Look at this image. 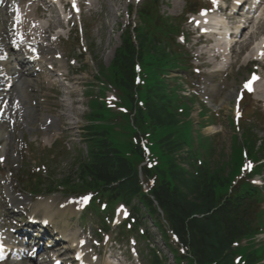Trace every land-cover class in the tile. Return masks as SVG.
<instances>
[{
    "label": "trees",
    "instance_id": "obj_1",
    "mask_svg": "<svg viewBox=\"0 0 264 264\" xmlns=\"http://www.w3.org/2000/svg\"><path fill=\"white\" fill-rule=\"evenodd\" d=\"M181 148L180 141L163 140V150L166 154L172 155ZM170 177L171 183L162 185L156 197L197 263L215 261L219 264H232L225 255L229 241H225L216 214L211 211L213 197L206 180L202 186H197L199 183L194 181L192 176L186 178L180 169ZM241 234L239 228L234 229L231 235Z\"/></svg>",
    "mask_w": 264,
    "mask_h": 264
},
{
    "label": "rangeland",
    "instance_id": "obj_2",
    "mask_svg": "<svg viewBox=\"0 0 264 264\" xmlns=\"http://www.w3.org/2000/svg\"><path fill=\"white\" fill-rule=\"evenodd\" d=\"M106 5L110 7H117L118 5L115 3V1L112 2V0H104ZM175 74H168L167 76H164V80L166 81L167 85H170L172 87L176 86V81H172L171 78L174 77ZM243 75L236 74V84L241 82ZM20 92L17 90L14 92V96L19 98ZM25 95V94H24ZM26 96V95H25ZM20 99V98H19ZM70 101H65L64 103L68 106L67 110L63 111L65 114L64 119L66 122H69L72 124L73 127L77 125V121L80 119L84 113L87 112L86 107L84 105L80 106V104H77V111L75 108H72L69 104ZM193 107V106H192ZM198 111H201L196 105H194L192 110H189V116H187L185 119L180 120V124L178 125V128H174L173 131H168L166 134H176L178 132V135L182 139V142L185 144L184 150L181 152L177 153V155L181 156V158H185L186 154L188 152H191L193 154H198L200 157V160H203V162L206 163V168L209 170L210 175H213L214 177H217L219 180H224L227 178V176H231L232 172L234 171L235 166L237 165V158H238V153H240L241 145L242 142L245 139V135L248 137H252L251 139V144L253 149L259 148V147H264V137L260 138L258 136L257 132H250L248 134L247 131L239 132L237 135L240 136V139L234 140L233 136L230 135L229 131L227 128H224L227 131H224L222 135H219L217 139H212L210 142L207 139V130L203 129L202 122H207L209 119V115L206 114H201L200 116L198 115ZM30 112H32V109L29 110L28 116L30 115ZM22 113V112H21ZM27 116V117H28ZM32 117V116H31ZM30 121L27 122V120H24L23 118H19L18 122V128H17V133L16 136H20L23 134V132H20L21 128L26 126L28 124V128L33 125L32 121L33 119L28 117ZM211 120V118H210ZM210 122V121H209ZM211 123V122H210ZM20 132V133H19ZM29 135L35 134L34 131L29 132ZM164 133H162L161 136H163ZM177 135V136H178ZM264 135V133H262ZM28 136V134H27ZM160 136V137H161ZM177 136H173V138H176ZM232 136V137H231ZM244 136V137H241ZM262 141V143H260ZM11 144L10 146L14 145L13 139L12 141L10 140ZM213 143V144H212ZM259 143L261 144L259 146ZM41 149V148H40ZM256 150V149H255ZM7 154L10 156L9 150L7 151ZM32 159L35 160V163H32L33 165L41 163L40 158L43 156L42 152L39 149H36L35 152L32 154ZM263 155V151L259 152L258 156ZM257 156V157H258ZM205 159V160H204ZM62 173L58 174L56 176H53L51 178V181H57L61 180ZM38 182V181H37ZM36 182V183H37ZM21 183V182H20ZM41 184H43L41 182ZM47 184V183H46ZM45 184V186H46ZM43 185H39L37 189L43 190Z\"/></svg>",
    "mask_w": 264,
    "mask_h": 264
},
{
    "label": "snow or ice",
    "instance_id": "obj_3",
    "mask_svg": "<svg viewBox=\"0 0 264 264\" xmlns=\"http://www.w3.org/2000/svg\"><path fill=\"white\" fill-rule=\"evenodd\" d=\"M213 2L215 3L216 0H213ZM261 55H264V53H261ZM259 79L258 76H256L255 74L252 75V78L250 80H248L245 84H244V88L247 89L249 92L253 91V88H252V84L255 80ZM249 167H251L249 165Z\"/></svg>",
    "mask_w": 264,
    "mask_h": 264
},
{
    "label": "bare ground",
    "instance_id": "obj_4",
    "mask_svg": "<svg viewBox=\"0 0 264 264\" xmlns=\"http://www.w3.org/2000/svg\"><path fill=\"white\" fill-rule=\"evenodd\" d=\"M231 18H232V16H231ZM224 32H225V30H224ZM231 87H232V84H230V88ZM229 93H230V90H229ZM227 97H229V95H225V100H227ZM258 136H260V138H262V136L264 137V135H262V133H260V132H258Z\"/></svg>",
    "mask_w": 264,
    "mask_h": 264
}]
</instances>
